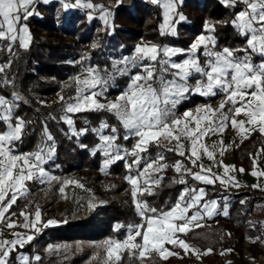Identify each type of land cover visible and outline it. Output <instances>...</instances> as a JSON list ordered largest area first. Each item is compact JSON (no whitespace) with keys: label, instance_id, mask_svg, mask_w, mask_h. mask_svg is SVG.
<instances>
[{"label":"trees","instance_id":"1","mask_svg":"<svg viewBox=\"0 0 264 264\" xmlns=\"http://www.w3.org/2000/svg\"><path fill=\"white\" fill-rule=\"evenodd\" d=\"M90 2L100 7L91 10L78 5L62 12L59 11L60 0H48L47 3L36 0L32 11L38 12L27 18L31 37L27 47H22L19 39L3 38L1 41L0 68L3 70L0 71V96L11 102L13 116L11 122L14 124L16 117L25 121L24 135L21 140L14 142V149L17 151L36 149L39 140L45 136L46 129L53 137L55 145L50 169L53 171L52 176L59 178L43 183L39 180L26 181L29 191L17 196L16 202L5 213L7 215L14 211L22 222L25 215L31 218L32 212L39 207L40 222L50 217L57 219L54 225L47 227L41 225L40 231L34 233V238L23 247H14L10 252L8 264L13 262L14 252L19 248L35 253L36 257H39L37 264H105L106 251L102 242L109 238L121 239L129 225L144 223L143 218L137 214L133 201L128 202L123 197L113 196L112 192L121 189L122 186L131 188L126 176L132 175L148 159L154 161L162 156L163 160L160 163L168 165L159 172L151 170L150 175L160 180L159 185L149 184L153 194H138V198L146 202L150 208L164 210L177 200L181 190L199 185H205L202 199L219 197L226 193L219 181L205 183L184 171L199 170L198 166L192 163L191 154L185 147L182 149L185 155L181 156L175 150L176 145L160 140L159 144L153 142L148 145L146 152L140 153L138 164L132 163L134 159L132 151L128 152L126 159L131 167L125 164L126 159L122 156L120 159L112 160L103 174L106 175L108 187L101 195L102 201L92 200L93 183L90 175L76 172L75 169L79 170V167L83 166L98 168L104 157L96 147L92 148L97 140L93 127L100 123L108 125L103 131L114 135L115 142L122 144L124 148H132L136 137L129 135L118 117L106 109L67 113L76 129L78 127L86 129L83 132L81 130L77 133L71 132L62 117L66 103L72 100L76 92V71L81 70L85 63H90L101 75L108 73L112 70L111 58H124L127 54H133L138 38L155 43H175L185 47L198 32H207L204 27L206 22L228 21L215 23L212 35L216 37V50L223 47L246 49L245 36L231 23V19L244 4L226 6L223 0H181L176 8L185 14L187 19L175 22V35L169 32L162 35L158 26V22L163 18L159 3H153L152 0H90ZM37 4L46 7L47 11L37 9ZM101 12L109 14L108 23L101 18ZM51 15L57 20L56 23L52 21ZM30 20H33L32 25ZM54 33L58 35L57 39L49 36ZM201 48L197 55L203 66L209 57L203 54ZM243 53L245 51H237L235 55L240 58ZM182 54L176 56L181 57ZM252 56L253 61L260 59L259 54ZM153 64L158 74L162 66L158 62ZM138 68L131 66L126 74H115L111 83L107 85L105 95L110 97L122 92L127 80L131 78V73ZM171 71L169 66L167 72L160 73L164 78L171 76ZM193 77L204 80L200 74H194ZM55 95L58 96L55 98ZM215 95L204 96L187 92L177 108L182 109L187 105L193 106L201 101H209L215 98ZM5 126L6 123L0 121V132ZM112 128H116L117 131L113 133ZM125 136L129 138L125 139ZM258 143L264 154V138L255 130H251L238 143L232 144L234 164L251 167L250 155ZM177 162L182 165L181 172H177L173 167ZM68 175L76 178L78 184L83 187L66 184L64 186L66 204L59 207L55 199L61 196L62 180ZM98 176L102 174L97 173L96 177ZM180 179L185 182L179 183ZM229 193L231 199L228 201L227 215L219 212L216 222L202 223L199 227L194 225L185 233H177L196 248L208 246L210 250L203 255V259L209 264H226L220 253L223 247H236L246 236L256 237L263 234L259 219L264 215V188L246 184L232 189ZM90 203L95 206L90 208ZM68 205L71 210L67 208ZM81 208L88 213L80 215L73 211ZM249 216L255 219L253 226L249 225L247 219ZM234 222L236 224H233ZM140 241L141 237H137L136 242ZM32 242H35L33 249ZM117 264L183 263L176 254L162 258L158 252L150 251L140 258L138 251L135 257H132L125 250Z\"/></svg>","mask_w":264,"mask_h":264},{"label":"snow or ice","instance_id":"2","mask_svg":"<svg viewBox=\"0 0 264 264\" xmlns=\"http://www.w3.org/2000/svg\"><path fill=\"white\" fill-rule=\"evenodd\" d=\"M35 0H0V39L10 38L11 40L19 39L22 47H27L30 40V34L27 26H19L18 22L23 18L27 20L29 16L34 15L30 11V7ZM45 3L48 0H44ZM153 3H159L164 9V24L161 25V34L170 32L172 35L176 34L175 21L173 17L178 16L180 21L185 17L183 14L177 12V0H152ZM226 6H235L238 3L245 5L244 9L239 11L231 23L238 29L239 33L246 38V49H231L224 47L216 50V37L212 35L215 28V23H228V21L220 22H206L205 29L208 34L197 36L196 40L190 45L189 49H179L170 47H159L155 44L151 45H137L135 52L131 57H125L122 63L125 68H115V74H126L127 65L131 64L133 67L142 66L143 73H137L132 77V82L129 84L128 90L107 104L100 103L97 99L103 92L92 91L85 95L84 91L87 89H95L100 86L101 89H106L108 79L100 75L95 68L89 67L86 69L87 76L83 79L76 78L77 97L76 103H68L66 113H78L86 110H100L106 109L113 112L123 127L128 130L129 135L137 138L133 145L131 155L134 159L133 164H138L140 160V153L148 150V145L155 142L159 144L161 139H168L176 141V149L179 155H185L182 150L184 145L181 143V136L174 135V132H182V134L191 140V157L192 163L195 164L199 159L198 148L202 149L210 158L213 153L208 150L204 144L198 145V140L210 132L223 131L225 121L228 115L224 112L226 105L231 104L233 107L239 102L241 107H235V114H240L244 111L249 118L247 124L258 127L261 133H264V60L260 63L253 61L252 54H259L264 57V0H223ZM80 4V0H76V4H64L65 8L75 7ZM85 7H100L94 6L91 3L84 5ZM23 13V17H21ZM108 13L104 12L102 19L108 23ZM95 47V45H93ZM203 47L204 55L209 57L205 65H201L197 58V51ZM250 50V52H249ZM187 52L188 58L176 63L171 62V57ZM237 51H245L249 53L243 58L235 55ZM163 57L160 58V54ZM146 61L158 62L162 67L160 72H167L169 66L175 69L172 73L173 79L165 80L162 76H156L155 64L146 63ZM3 69L0 68V71ZM194 73L200 74L206 80L198 81L193 87L187 83L188 78ZM158 81V84H157ZM216 89H219L225 94V100H222L219 106L213 109L211 106H203V110L198 107L196 112L198 115L193 116L190 111H186L183 115L189 120H194L195 128H189L188 122L182 121L179 118H173L172 108L179 102V98L191 90L200 92L202 95H215ZM250 93V99H247ZM63 100V97H61ZM229 111H231L229 109ZM217 114H219L217 116ZM69 126L73 125V120L67 115L62 117ZM12 105L11 102L0 96V121H3L8 126V131L0 133V218H3L8 208L17 200V192L26 191L25 182L32 180H39L41 183L58 180V177L50 176L43 165L47 159H51L55 152L54 143L47 147H38L36 151L31 153L13 154V144L15 141L22 139L24 135L25 121L19 117L15 118V124L11 123ZM170 121V122H169ZM201 121L207 122L204 127H201ZM183 124L181 129L179 126ZM234 128L239 126L241 132H245V121H238L235 118L231 120ZM108 127L106 124H101V128ZM82 131H86L82 130ZM116 128H112L115 133ZM45 136L48 141H53V137L45 129ZM128 139V136L124 137ZM101 141L104 144V151L109 155L114 148L116 137L114 135H101ZM222 143V142H221ZM171 150V149H170ZM190 157V158H191ZM116 159L121 157L116 156ZM163 157L154 160L145 166V170L140 173V176H147L150 170L162 171L168 165L160 163ZM111 163V159L105 160L104 164L107 166ZM131 167V165H128ZM177 172H181L182 165L177 162L173 165ZM203 170V169H202ZM188 174L192 175L194 179L203 181L205 183H215V179L208 175H201L199 172H193L190 169H184ZM210 172V169L203 170ZM243 171V169H240ZM253 175H257L254 171ZM264 175V172L259 173ZM126 179L132 185L131 195L135 204L137 214L143 218L144 223L129 225V231L123 241L113 240L111 238L102 242L106 251L105 264H117L122 259V253L127 250L130 256L135 257L136 252H139V257L143 258L149 251H155L160 254L162 258H167L168 255L174 253L168 252L164 247L165 243L178 244L185 251L189 250V245L184 241L176 238L177 233H185L189 230V225L196 224L199 227L198 221L202 219L199 211H193L189 216V209H195L196 206L202 203L204 189H189L185 188L178 198L176 204L170 210L163 211L156 208H150L146 202L137 199L138 194H153L151 186L142 188L139 185V178L127 177ZM184 183L183 179L178 181ZM77 183L75 180L64 181L63 184ZM145 184L159 185V179H145ZM221 183L224 180L221 179ZM61 186L60 192H64V186ZM83 187V185H78ZM253 187H257L254 185ZM11 193L9 199L8 194ZM243 203V202H242ZM95 205L89 204V207ZM216 210V201H209L203 203V213L211 217ZM148 213H151L150 215ZM24 215V213H21ZM35 219L29 220L25 215V228L35 229L40 231L38 224L41 221V213L39 207L35 212ZM225 215L227 211L225 210ZM180 221L181 223H177ZM57 221L49 219L43 226L56 224ZM146 225V227H145ZM9 228L14 227V224L8 223ZM119 227V226H117ZM14 239L3 240L0 239V264H8V257L11 250L19 245L23 247L25 243L31 241L34 237L32 235L25 236L24 234L14 233ZM142 237V243H137L136 238ZM195 251V250H193ZM21 264H28L29 258L21 255L18 257ZM39 259V257H35Z\"/></svg>","mask_w":264,"mask_h":264},{"label":"rangeland","instance_id":"3","mask_svg":"<svg viewBox=\"0 0 264 264\" xmlns=\"http://www.w3.org/2000/svg\"><path fill=\"white\" fill-rule=\"evenodd\" d=\"M36 1V0H35ZM65 3H67V4H69V5H74L72 2H70V1H67V0H60V8H59V11H62V12H65V11H68V9L70 8V7H68V8H65L64 7V4ZM161 5V4H160ZM33 5L30 7V11H32L33 10ZM36 8L37 9H39V7L38 6H36ZM38 11H36L35 10V13H37ZM23 14V13H22ZM101 15H103V12H101ZM161 15L163 16V18H162V20L161 21H159L158 22V26H159V28L161 29V25L162 24H164V9H163V7L161 6ZM23 25H26L27 26V29H28V32H29V28H28V26H29V23H28V21L26 20H20L19 22H18V27L19 26H23ZM49 36L52 38V39H57L58 38V35H56L55 33L54 34H49ZM3 39V38H2ZM2 39H0V47H1V41H2ZM10 39V38H9ZM11 40V39H10ZM20 42V41H19ZM136 44H135V48H136V46L137 45H141V46H143V45H151V44H155V45H157V46H159V47H161V48H163V47H170V48H172L171 47V45H174L175 43H159V42H157V43H155V42H152V41H149V40H147V39H145V38H138L137 40H136V42H135ZM178 46H180V45H178ZM182 47V46H181ZM186 47V46H185ZM185 47H183V48H185ZM133 53L135 52V50L134 51H132ZM183 54H184V52H182ZM182 54V55H183ZM133 54L132 53H130V54H127L126 56H124V58L125 57H131ZM178 55V54H177ZM182 57V56H181ZM123 57L121 58V57H117V59H115V58H111L112 60H113V65H112V70L111 71H109L108 73L106 72V73H104L103 75H101V73H100V75L101 76H103L105 79H108V84H110L111 83V80L113 79V76L115 75V68H125L126 66L124 65V64H122V63H117V62H119V61H122L123 59H124ZM160 58H163V59H168L167 57H163V53H161L160 54ZM180 57L179 56H173V57H171L170 59H171V62H172V60H174L173 62H176L175 61V59L178 61V59H179ZM146 63H148V62H146ZM150 63H152L153 64V62H150ZM114 65H115V68H114ZM132 65L131 64H129V65H127V70H128V68H130ZM89 67H91V68H94V66H93V64H88V63H85L84 64V66H82L81 67V70H78V71H76V78L77 77H79L80 79H83L85 76H87V71H86V69H88ZM139 68L136 70V71H134V72H132L131 73V78H129L128 80H127V82H126V84H125V86H124V90L121 92H118L117 94H115V95H113V96H110V97H107L106 95H105V92H106V89H101V87L100 86H97L95 89H87V90H85L84 91V94L85 95H88V94H90L92 91H96V92H103V94L102 95H100V96H98L97 97V99L99 100V102L100 103H104V104H107L108 102H110V101H115L116 100V98L118 97V96H120L122 93H124V92H126L127 90H128V87H129V84L132 82V77H134L137 73H143V67L142 66H138ZM172 71V73L174 72V71H176L175 69H171ZM172 73H171V76H168V77H164V79L165 80H171V79H173V76H172ZM194 74H196V73H194ZM193 74V75H194ZM193 75L192 76H190L189 78H188V81H187V83H188V85L190 86V87H193L194 88V86L197 84V82L198 81H201V79L199 80V78H196V77H193ZM50 76H52V75H50ZM156 76L157 77H160V76H162V74L159 72L158 74H156ZM52 77H54V76H52ZM163 77V76H162ZM47 78V77H46ZM204 80H205V77H204ZM76 81V80H75ZM157 84H158V81H157ZM107 88V87H106ZM215 91V90H214ZM190 93H198V94H201L200 92H197V91H194V90H191V91H189ZM216 92H218V89H216ZM219 93V92H218ZM218 93L215 95L216 97L215 98H213V99H210L209 101H201V103H199V104H195V105H193V106H191V105H187L186 107H184V108H182V109H178L177 108V106H178V104L184 99V97H182V98H179V102L175 105V107L174 108H172L171 109V111H172V113H173V118H179V119H181L182 121H185V122H188V126H189V128H195L196 127V123H195V121L194 120H189V118H185L184 117V113L186 112V111H190L191 113H192V115L193 116H196V115H198V113L196 112V109L198 108V107H200L202 110H203V106H211L213 109H215V108H217L218 106H219V104H220V102L222 101V100H225V97H224V95H223V93L222 92H220V94L218 95ZM186 94V93H185ZM184 94V95H185ZM77 95H78V93H77V84H76V92H75V94L73 95V98H72V100L70 101V102H68V103H76V97H77ZM183 95V96H184ZM58 95H55L54 97L56 98ZM205 96V95H204ZM68 103H66V106H67V104ZM240 104H238V106H239ZM224 112L228 115V117H229V104L228 105H226V107H225V109H224ZM63 115L65 116V115H67V113L66 112H64L63 113ZM219 114H217V116H218ZM69 118H71L69 115H67ZM72 119V118H71ZM242 121H245V123L247 124V120H242ZM170 122V121H169ZM12 123V122H11ZM206 123L207 122H205V121H201V127H204L205 125H206ZM15 124V123H14ZM101 124H104V123H100L97 127H93L94 128V130H95V135H96V137H97V140H96V142L93 144V146H92V148L93 147H96V150H98L100 153H102V155H104V157L101 159V161L99 162V167L98 168H96V167H90V166H83V167H79V170L78 169H75V171L77 172V171H79V172H83V173H85V174H87V175H90V180H91V183H93V189L91 190V192H92V195H91V197H92V200H94V199H96L98 202L99 201H102V197H101V195L103 194V192H104V190H106V188L108 187V183L106 182V175H103L106 171H107V166H105V164H104V162H105V160H107V159H111V161L112 160H114L115 159V157L116 156H122V157H124V159H126L127 157H128V152H131L132 151V149H133V147L132 148H124L123 147V145L122 144H117L115 141H114V144L116 145V146H118L117 148H114L113 150H112V152L109 154V155H106L105 154V151H104V144H103V142L101 141V139H100V136L101 135H105V136H107V135H110V133L109 132H104L103 131V128H101ZM248 125V124H247ZM181 129L183 128V124H181L180 126H179ZM67 128L71 131V132H73V133H77V131L78 130H81V132H83L82 130H84V128H81V127H78V129H76L75 128V126L74 125H72V126H69L68 124H67ZM233 126H232V124L231 123H228V119L225 121V126H224V130L223 131H215V132H210V133H208V134H206V135H204V136H201L200 137V139L198 140V145L199 144H204V145H206L207 147H208V150L209 151H215L216 153H215V157H214V159L211 161V163L210 164H208V169H210L211 171L210 172H204L203 174H201V175H208V176H210V175H212L213 174V172H216L217 171V168H216V164H215V161L217 160V158H220V160H223L224 161V158H226L227 157V153H228V151H231V145L233 144V143H235L236 142V140H235V138H234V136L233 137H231L230 139H228L229 137H227V135L228 134H226V133H230L231 132V130H233ZM127 130V129H126ZM6 131H8V126H7V124H6V126H5V128H4V130L3 131H1L0 133H3V132H6ZM225 132V133H224ZM127 133H129L128 132V130H127ZM215 133V134H214ZM232 133V132H231ZM174 135H180L181 136V143L184 145V147L186 148V150L187 151H189L190 150V148H191V140L190 139H188V138H186L183 134H182V132H179V131H177V132H174L173 133ZM219 136V137H218ZM136 140H137V138H136ZM161 140H165V142H170L168 139H161ZM222 142V143H221ZM136 143V142H135ZM171 143L173 144V145H176V141L175 140H172L171 141ZM51 144H53V141H48L47 140V138H46V136H44V137H42L41 138V140H39V142H38V145H37V148L36 149H34V150H31V151H27V150H23V151H17V150H15L14 149V146H13V149H14V153L13 154H17V155H19V154H23V153H31V152H33V151H36L37 149H38V147H43V148H45V149H47V147L48 146H50ZM258 149V148H257ZM198 155H199V161L201 160V159H205V160H207V158H208V155L207 154H205L204 153V151L202 150V149H199L198 148ZM53 156V155H52ZM53 158V157H52ZM51 158V159H52ZM51 159H47L46 160V163L43 165V167L45 168V170L49 173V175L50 176H52L53 175V171H51V169H50V166H51ZM153 160H151V159H148V161H144V163L142 164V166L141 167H139V169H137V171H135L132 175H127L126 176V178L127 177H129V176H131V177H134V178H139V185L142 187V188H146V187H148L149 186V184H145L144 183V181H145V179H150V178H154V177H152L150 174H151V170L149 171V174L147 175V176H140V173L141 172H143L144 170H145V166L148 164V163H151ZM200 162H202V161H200ZM129 161L126 159V161H125V164L128 166L129 165ZM153 171V170H152ZM97 173H99V174H102V176H98V177H96L97 176ZM219 174V173H218ZM217 174V175H218ZM155 179V178H154ZM71 180H75V181H77L76 180V178H74V177H71V176H66L63 180H62V184H63V182L64 181H71ZM128 180V179H127ZM38 181V180H37ZM47 181V178H45V182ZM129 181V180H128ZM79 182L77 181V183H69V184H74V185H79L78 184ZM61 184V185H62ZM66 184H63V186H65ZM25 187H26V191H24V192H17V196H22L23 194H25V192H27V191H29V189H28V186L26 185V183H25ZM131 189H132V185H131V188H129V187H126V186H122V188L121 189H119V190H116V191H114V192H112V195L113 196H116V197H120V198H124L125 199V201H128V202H130V201H133V197H132V195H131ZM10 196H11V193H9L8 194V197H6V199H9L10 198ZM231 198V196L227 193V194H225L219 201H222L223 202V207H224V211L226 210V203H227V201H229V199ZM137 199L138 200H140L138 197H137ZM140 201H142V200H140ZM55 202L56 203H58V206L60 207V206H62V205H65L66 204V194H65V192H63L62 194H61V196L59 197V198H56L55 199ZM144 202V201H143ZM134 204V203H133ZM202 205V204H201ZM221 206H222V204H221ZM134 208L136 209V207H135V204H134ZM217 209H219V205H218V203H217V201H216V210H215V212H214V214L212 215V216H214L215 214H216V212H217ZM36 210L37 209H35L32 213H33V215L31 216V218H29V220H31V219H35V212H36ZM202 210V209H201ZM73 211H77L78 213L79 212H83L84 214H87L88 212L87 211H85L83 208H81V209H77V210H73ZM72 211V212H73ZM203 211V210H202ZM7 218H6V221H4L3 222V224L5 225V227L7 228V229H13V228H15V227H12V228H9L7 225H8V223H12V224H15V225H20V227H22V228H24L25 229V227H23V225L26 223V220H23L22 222H20L19 221V219L16 217L17 215L15 214V212L13 211L12 213L10 212V213H8L7 215ZM211 216V217H212ZM261 217H263L264 218V215H262ZM137 224H139L138 222H137ZM133 225H136V224H133ZM41 226V222L38 224V227H40ZM16 229H18V228H16ZM32 229V228H31ZM34 232H36L35 231V229H32ZM21 231H23V230H21ZM128 231H129V227H128V230H126V233H125V235H124V237L123 238H121V239H114V240H118V241H123L125 238H126V236H127V234H128Z\"/></svg>","mask_w":264,"mask_h":264},{"label":"crops","instance_id":"4","mask_svg":"<svg viewBox=\"0 0 264 264\" xmlns=\"http://www.w3.org/2000/svg\"><path fill=\"white\" fill-rule=\"evenodd\" d=\"M40 1H44V0H40ZM67 1H70L72 3H76V0H67ZM180 1L181 0H177V3L180 2ZM88 3H91L94 6H97V4H93L92 2H90V0H80V4L79 5L85 7L84 5H86ZM244 7H245V5H243L241 8H239L237 13L239 11L243 10ZM86 8L93 10L95 7H92V8L86 7ZM177 12H179L180 14H183L180 10H177ZM183 16L185 17V19H187L185 14H183ZM21 17H23L22 13H21ZM234 17L231 19V21L234 19ZM22 19L23 18H21V20ZM173 21H175V22L179 21V17L178 16L173 17ZM174 26H175V24H174ZM202 34H208V33L207 32H202V31L198 32V34L193 36V38L190 40L191 41L190 44L188 46H186L185 48H183L181 46H178V45H175V44L171 45V47L172 48H179V49L187 50V49H189L190 45L196 40L197 36L202 35ZM201 51L204 52L203 47L201 48ZM247 54L248 53H246V52L243 53L240 58H243ZM196 55H197V53H196ZM187 58H188V54L185 51L183 56L180 57L178 59V61L175 59V61H176V63H179V62H181V61H183L184 59H187ZM197 58L199 60L198 55H197ZM262 60H264V57L260 56V59H255L254 62L255 63H260ZM173 61L174 60H172V62ZM205 80H206V78H205ZM218 92L220 94V92H222V91H220L218 89ZM223 95L225 97L224 93H223ZM250 98L251 97H250V93H249V96L247 97V99H250ZM238 104H240V103L238 102L234 107L231 104H229V109L231 111L229 112L230 114H229V117H228V123H231V120L233 118H235L238 121H242L243 119L244 120H248L249 119L245 115L244 111H242L238 115L235 114V107H241V104L239 106H238ZM244 128L246 129L245 132H241L239 130V126H237L236 128H233V130H231L232 133L231 132L230 133H226V134H228L227 135V137H229L228 139H230L231 137L234 136L236 142L233 143V144H236L244 137V135L246 133L248 134L251 130H255L257 133H259V135H261L264 138V133H261L259 131L258 127H254V126H251L249 124L247 125L245 123ZM188 152H190V150ZM211 152L213 153V156L211 158L208 156L207 160L201 159L200 161H202V162H200L199 160H196L195 165H197L198 168H199V170H197L196 172H199L200 174H203L204 172H206V171H203V170H207L208 169L207 168L208 164H210L211 161L216 156L215 155V153H216L215 151H211ZM190 154H191V152H190ZM250 156H251L250 159H251L252 165L249 168L248 167H244L242 164H239V163L238 164H234V161L232 159V157H233L232 150L228 151L227 157L224 158V161L220 160V158H217V160L215 161V164L217 165L216 166L217 171L213 172V174L210 175V177L214 178L215 180L219 181L220 183H221V179L224 180V183H221V186L224 187V191L226 192L225 194L228 193L230 195L229 191H232V189L240 187V186H245L246 184L249 185V186L257 185V187H259V188L260 187L264 188V175H260L259 174L261 172H264L263 171L264 170V168H263L264 167V154H263V151L261 149L260 143H258L254 147V152ZM192 159H195V157H191V160ZM240 169H243V171H240ZM254 171L257 173V175H253L252 174ZM204 187H205V185H199V186H197L195 188L191 187L189 189H197L198 190V189H204ZM183 190H181V192ZM181 192L178 193L179 194L178 198L180 197ZM225 194L220 195L219 197H214V198H210V199H208V198L202 199V203L198 204L195 209H191V210L189 209L188 215L191 216L193 211H199L201 213L202 217H203L202 219H200L198 221L199 225L202 224V223H206V222H209V223L216 222L217 221L216 220L217 214H219V212L222 213V214L225 213L224 207H223L224 204H223L222 201H219ZM178 198H177V200H178ZM177 200L170 207L165 208L163 211L170 210L171 207L176 204ZM213 200L217 201V203L219 205V209H217L216 214L214 216H212V217L204 215V213L202 211L203 210V203L209 202V201H213ZM221 204H222V206H221ZM227 205H228V201L226 203V206ZM227 207H226V211H227ZM6 218H7L6 215H5V217L0 218V239L12 240V239L15 238L14 235H13L14 233L24 234L25 236H27V235H32L33 236V233H34L33 230H27V229L25 230L22 227H19V226L15 225V224H14L15 228L7 229L5 227V225L3 224V222L6 221ZM49 219H54V220L57 221V219L55 217L54 218L50 217V218L45 219L44 221H42L41 225L43 226ZM260 220H261L260 221V228H261V231L263 232V234L261 236H256V237L255 236L254 237L246 236L245 238L241 239V240H245V241L249 242V246L251 247L252 253H250L249 255H245V253L242 251L241 247H239V244H240L241 240L239 241V244L236 247H232V246H226L225 248L223 247L221 249L220 253L223 256V260L226 262V264H264V246H263V244H264V218L260 217ZM177 223H181V222L178 221ZM233 224H236V223L234 222ZM194 225L196 226V224L189 225V228H191ZM145 227H146V225H145ZM16 228H18V229H16ZM21 230H23V231H21ZM176 238H178L180 240H184L189 245V250L185 251V249L181 248L178 244H176L175 246H171L168 243H165L164 247L168 250V252H171V253H174V254L178 255L179 260L183 264H187V263H190V264H209V263L205 262V260L203 259V255H205V253L208 250H210V248L208 246L204 247V248H196L194 245L190 244L189 241L185 240L181 235L176 234ZM139 243H142V237H141V241ZM15 247H21V246L17 245ZM193 250H195V251H193ZM149 252H147L145 255L149 254ZM29 254H30V252L28 251V249H20L19 248L17 251L14 252V260H13V262L11 261V264H21V261L18 259V257L23 255V256H27L29 258V256H30ZM33 255H36V254L33 253Z\"/></svg>","mask_w":264,"mask_h":264},{"label":"built area","instance_id":"5","mask_svg":"<svg viewBox=\"0 0 264 264\" xmlns=\"http://www.w3.org/2000/svg\"><path fill=\"white\" fill-rule=\"evenodd\" d=\"M37 6L39 7V10H40V11H43V12H46V11H47L46 7L42 6L41 4H37ZM51 19H52V21H53L54 23L57 22V20L54 19L53 15H51ZM30 24H31V25L33 24V20H30ZM67 208L71 210L70 205H68ZM82 213H83L82 211L79 212L80 215H81ZM247 219H248V221H249V225H250V226H253V225L255 224V219H254V218H252V217L249 216ZM260 221H261V220L259 219V223H260ZM34 233H37V232H34ZM34 233H33V234H34ZM263 246H264V244H263ZM33 247H35V242H32V247H31V248L33 249ZM239 247H241V249H242V251L245 253V255H249L250 253H252L251 247L249 246V242H247V241H245V240H241V242H240V244H239ZM29 255H30V256H29L28 264H37V261H38V260L35 259L36 255H33V252L30 253Z\"/></svg>","mask_w":264,"mask_h":264}]
</instances>
